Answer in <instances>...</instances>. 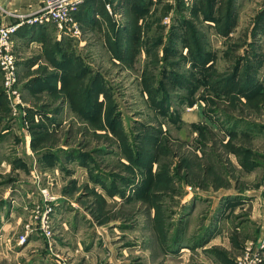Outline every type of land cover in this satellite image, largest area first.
<instances>
[{
    "label": "rangeland",
    "instance_id": "374dc122",
    "mask_svg": "<svg viewBox=\"0 0 264 264\" xmlns=\"http://www.w3.org/2000/svg\"><path fill=\"white\" fill-rule=\"evenodd\" d=\"M82 5L0 69V264H264V0Z\"/></svg>",
    "mask_w": 264,
    "mask_h": 264
},
{
    "label": "built area",
    "instance_id": "2783aa9c",
    "mask_svg": "<svg viewBox=\"0 0 264 264\" xmlns=\"http://www.w3.org/2000/svg\"><path fill=\"white\" fill-rule=\"evenodd\" d=\"M86 0H44L40 9L31 14L13 13L14 22L0 26V69L4 75V82L11 88L17 79V62L13 53L12 36L22 26L55 24L61 31H68L77 34L79 32V21L76 15L79 8ZM6 11V10H5ZM4 12V11H3ZM52 208H47L40 216V226L46 237L51 235L49 229V216ZM22 238L21 242L25 241ZM258 258H251L250 254L240 261V264H258Z\"/></svg>",
    "mask_w": 264,
    "mask_h": 264
},
{
    "label": "crops",
    "instance_id": "0c3cea01",
    "mask_svg": "<svg viewBox=\"0 0 264 264\" xmlns=\"http://www.w3.org/2000/svg\"><path fill=\"white\" fill-rule=\"evenodd\" d=\"M44 0H9V2L7 3L6 6V11H4L3 13L0 14V24H4V23H11L14 22L15 19L12 17L13 13H21V14H31L36 12L38 9H40V7L42 6ZM4 2V0L1 1L0 4H2ZM96 4H98V1H96ZM83 5H81V7L79 8V11L77 13V15L80 13V11L82 10ZM95 10H97L96 6L91 8V13H96ZM87 12V9H85V13ZM77 18V17H76ZM77 20L79 21V19L77 18ZM44 29L43 27H29V26H24L22 27L15 36V40L16 43L17 42H23V40H25L27 37H29V33L32 32L34 30V35L39 34L40 30ZM36 40V38H35ZM39 42V41H36ZM126 55V53H125ZM128 58L129 60H131L132 56H134V54H132L129 50L128 52ZM252 192H245V195H249ZM262 201H255L254 205L255 208L257 210V213L254 214L255 219L257 220V222H259L260 224V228H261V237L260 238H264V198H261Z\"/></svg>",
    "mask_w": 264,
    "mask_h": 264
},
{
    "label": "water",
    "instance_id": "95a60500",
    "mask_svg": "<svg viewBox=\"0 0 264 264\" xmlns=\"http://www.w3.org/2000/svg\"><path fill=\"white\" fill-rule=\"evenodd\" d=\"M9 2V0H4V2L2 4H0V14L6 10V6L7 3Z\"/></svg>",
    "mask_w": 264,
    "mask_h": 264
},
{
    "label": "trees",
    "instance_id": "16d2710c",
    "mask_svg": "<svg viewBox=\"0 0 264 264\" xmlns=\"http://www.w3.org/2000/svg\"><path fill=\"white\" fill-rule=\"evenodd\" d=\"M84 9V7L82 8V10L80 11V13L78 14V15H76V17L79 19V17H80V15L81 14H85V11L83 10ZM86 9V8H85Z\"/></svg>",
    "mask_w": 264,
    "mask_h": 264
}]
</instances>
